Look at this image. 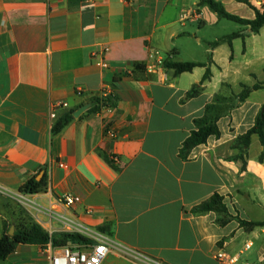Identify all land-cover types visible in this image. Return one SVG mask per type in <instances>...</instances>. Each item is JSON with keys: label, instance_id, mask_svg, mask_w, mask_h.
<instances>
[{"label": "crops", "instance_id": "crops-1", "mask_svg": "<svg viewBox=\"0 0 264 264\" xmlns=\"http://www.w3.org/2000/svg\"><path fill=\"white\" fill-rule=\"evenodd\" d=\"M200 1L0 0V188L16 193L47 176V191L34 199L47 208L64 194L79 197L75 206L56 210L93 229L108 227L117 243L156 264H224L215 258L219 252L238 254L248 242L253 247L238 264L264 263V225L248 232L236 219L264 223L258 136L245 171L227 161L264 107V89L238 99L243 86L264 82V28L251 33ZM216 1L232 15L255 19L245 3ZM263 1L249 0L259 9ZM235 33L245 37L227 38ZM156 52L204 66L175 75L151 58ZM100 60L109 67L98 66ZM137 63L145 72L133 69ZM197 85L200 94L187 100ZM110 94L116 108L90 111L93 98ZM211 104L221 114L220 138L210 137L183 159V143ZM85 105L61 133H52L63 113ZM99 152L114 157L120 170ZM216 194L234 218L225 226L214 212L193 213ZM5 199L13 201L0 192V236ZM47 219L40 217L44 229ZM7 260L48 264L43 248L33 245H20ZM102 264L152 262L113 251Z\"/></svg>", "mask_w": 264, "mask_h": 264}, {"label": "trees", "instance_id": "trees-1", "mask_svg": "<svg viewBox=\"0 0 264 264\" xmlns=\"http://www.w3.org/2000/svg\"><path fill=\"white\" fill-rule=\"evenodd\" d=\"M239 2L249 5L255 11V19L246 20L238 16L228 13L225 6L216 0H201L199 6H208L212 11L217 13L221 18L229 21L236 22L243 26L250 28L251 33H258L264 28V7L259 9L254 7L249 0H238ZM245 37V33H235L227 37L232 40L236 37ZM204 66L200 63L194 62H173L170 59L166 60L163 67L167 70H172L175 75H180L185 72H191L196 67ZM136 70H142L145 72L146 66L139 63L134 65ZM210 70H207L203 77V81L210 78ZM264 89V82L257 83L252 87L243 86V90L238 95V99L245 101L252 92ZM201 92V86H194L187 94L186 99L197 97ZM118 98L113 95L95 97L92 100L93 113L101 112L103 109H114L117 107ZM221 118L219 108L216 104H211L206 107L205 115L195 120V130L191 133L189 138L183 143L180 151V155L183 159H187L192 150L200 145L207 143L210 137L220 138L221 132L218 127V121ZM74 119V111H67L63 113L58 119H56L52 133L57 135L63 131ZM257 135L260 144L263 148L259 160L264 162V107L256 118L254 126L249 129L245 134L239 136L232 146L233 154L227 159L229 162H240L241 172L247 169L248 151L251 145L252 136ZM105 162L113 168L115 171H119V167L115 163L114 157L109 156L106 153L99 152ZM47 176L43 177L41 181H37L36 178L30 179L21 188L20 192L25 194L36 195L47 191ZM4 207L7 210L5 227L6 232L0 236V261H6L11 255H13L20 245H33L40 248H45L49 242H52L54 246H64L68 243H83L88 240L79 234L70 233H56L50 236V234L25 210L20 204L10 199L3 200ZM214 212L219 217L217 223L220 226L227 225L232 219H234L224 202V197L216 194L207 201L201 203L193 209V213L196 215H205ZM240 225L244 227L248 232L255 230L257 227H261L264 223L261 222H249L236 218ZM12 226H15V234L11 237L8 232ZM99 231L111 236V232L108 227L99 228Z\"/></svg>", "mask_w": 264, "mask_h": 264}, {"label": "built area", "instance_id": "built-area-1", "mask_svg": "<svg viewBox=\"0 0 264 264\" xmlns=\"http://www.w3.org/2000/svg\"><path fill=\"white\" fill-rule=\"evenodd\" d=\"M264 6V1L261 4ZM184 19V17L182 18ZM151 58H156L158 65L163 66L164 62L171 59L168 56L166 60L161 58V55L156 52L151 55ZM97 65L103 68L109 67L104 60L97 62ZM62 107H67V104H62ZM55 118L56 115L52 114ZM114 136V135H113ZM1 193L8 194L13 200L26 207L33 215L34 219L39 223L41 215L48 219L46 223L48 227L45 229L50 236L56 233L79 234L85 237L88 241L83 243H68L64 246H54L52 242L43 249L46 254L48 264H102L106 257L113 251L120 253L123 256L130 257L135 262H140L146 259L152 264H156L141 253L135 250L126 248L117 243L110 235L84 225L74 215L65 212H59L57 207L71 208L80 202V198L72 194H64L58 198L49 200V207H44L40 202L33 198L31 194L22 192L11 193L0 188ZM57 223L59 228H55L53 223ZM40 224V223H39ZM41 225V224H40ZM253 247L252 242L245 244L244 248L235 255H227L224 252H219L216 255V260L224 264H238L240 258L249 252Z\"/></svg>", "mask_w": 264, "mask_h": 264}, {"label": "water", "instance_id": "water-1", "mask_svg": "<svg viewBox=\"0 0 264 264\" xmlns=\"http://www.w3.org/2000/svg\"><path fill=\"white\" fill-rule=\"evenodd\" d=\"M90 107V105H85L82 108H80L77 112L74 113V117L78 118L82 113H84L88 108ZM15 234V226H12L8 232L9 236H13Z\"/></svg>", "mask_w": 264, "mask_h": 264}, {"label": "rangeland", "instance_id": "rangeland-1", "mask_svg": "<svg viewBox=\"0 0 264 264\" xmlns=\"http://www.w3.org/2000/svg\"><path fill=\"white\" fill-rule=\"evenodd\" d=\"M225 21V23H227V25H236V24H234V23H232V22H229V21H227V20H224ZM13 201H15V200H13ZM16 203H18L17 201H15ZM18 204H20V203H18ZM23 208H25V210H27L29 213H30V215H32V213L26 208V207H24L22 204H20ZM32 217H33V215H32ZM0 264H13L11 261H9V260H6V261H0ZM258 264H260V263H258ZM262 264H264V263H262Z\"/></svg>", "mask_w": 264, "mask_h": 264}]
</instances>
